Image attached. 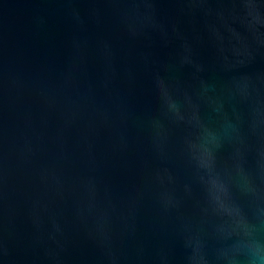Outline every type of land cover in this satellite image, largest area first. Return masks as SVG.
I'll return each mask as SVG.
<instances>
[{"label": "water", "instance_id": "95a60500", "mask_svg": "<svg viewBox=\"0 0 264 264\" xmlns=\"http://www.w3.org/2000/svg\"><path fill=\"white\" fill-rule=\"evenodd\" d=\"M0 264H264V0H0Z\"/></svg>", "mask_w": 264, "mask_h": 264}]
</instances>
